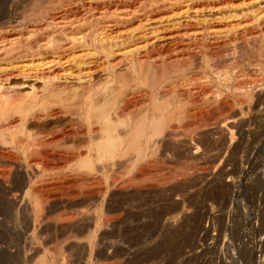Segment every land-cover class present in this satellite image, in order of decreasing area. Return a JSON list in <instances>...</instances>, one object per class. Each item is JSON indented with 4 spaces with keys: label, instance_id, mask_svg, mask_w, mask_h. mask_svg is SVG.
<instances>
[{
    "label": "bare ground",
    "instance_id": "1",
    "mask_svg": "<svg viewBox=\"0 0 264 264\" xmlns=\"http://www.w3.org/2000/svg\"><path fill=\"white\" fill-rule=\"evenodd\" d=\"M144 1H36L27 17L36 39L0 47V60L10 61L0 76V156L36 161L24 184L34 221L42 214L36 191L110 186L109 171L122 161L130 174L162 142L179 146L184 125L225 134L234 108L252 98L234 79L245 70L237 57L264 51L253 29L264 25V0ZM226 44L232 62L215 69ZM135 92L144 94L138 113L129 101ZM194 163L187 168L200 171ZM51 251L37 264H59Z\"/></svg>",
    "mask_w": 264,
    "mask_h": 264
},
{
    "label": "rangeland",
    "instance_id": "2",
    "mask_svg": "<svg viewBox=\"0 0 264 264\" xmlns=\"http://www.w3.org/2000/svg\"><path fill=\"white\" fill-rule=\"evenodd\" d=\"M36 1L48 0H0V47L36 39L30 30L38 25L27 20ZM258 24L254 33L264 38V25ZM220 47L215 69L222 70L232 62V45ZM250 50L237 57L236 66L245 70L234 86L252 98L234 108L235 122L225 134L209 128L202 136L187 124L179 129L184 135L178 147L162 142L159 155L130 174L118 162L109 171L110 186L36 191L42 198L36 221L24 202L25 179L37 173L36 161L0 156V264H37L45 250H55L59 264H264V51ZM194 62L198 71L201 65ZM9 64L0 60V76ZM143 97H129L134 113ZM196 152L199 159H192ZM194 162L200 171L187 168Z\"/></svg>",
    "mask_w": 264,
    "mask_h": 264
},
{
    "label": "built area",
    "instance_id": "3",
    "mask_svg": "<svg viewBox=\"0 0 264 264\" xmlns=\"http://www.w3.org/2000/svg\"><path fill=\"white\" fill-rule=\"evenodd\" d=\"M2 252L4 251V249L3 250H1ZM7 251H9V253H12L13 251H10V249L8 250H6L5 252H7ZM5 264H12V263H10V262H7V261H5Z\"/></svg>",
    "mask_w": 264,
    "mask_h": 264
}]
</instances>
